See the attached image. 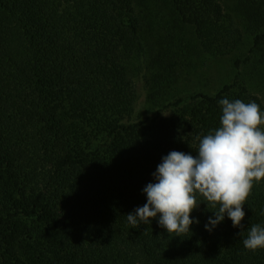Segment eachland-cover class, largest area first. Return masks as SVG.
Returning <instances> with one entry per match:
<instances>
[{"label":"trees","instance_id":"obj_1","mask_svg":"<svg viewBox=\"0 0 264 264\" xmlns=\"http://www.w3.org/2000/svg\"><path fill=\"white\" fill-rule=\"evenodd\" d=\"M234 54L215 93L179 92ZM262 86L264 0H0V264H264L242 242L264 226V181L243 229L206 230V203L183 237L126 217L162 157L197 155L219 100L264 112Z\"/></svg>","mask_w":264,"mask_h":264},{"label":"clouds","instance_id":"obj_2","mask_svg":"<svg viewBox=\"0 0 264 264\" xmlns=\"http://www.w3.org/2000/svg\"><path fill=\"white\" fill-rule=\"evenodd\" d=\"M218 103L220 126L197 136L196 156L171 151L162 157L153 173L156 182L143 188L147 202L126 215L134 228L159 217L169 235L183 237L199 224L192 213L201 203L214 213L205 224L209 232L226 215L233 227L244 228L245 202L254 182L264 181V112L255 101L224 98ZM242 242L248 250L264 249V226L252 224Z\"/></svg>","mask_w":264,"mask_h":264},{"label":"rangeland","instance_id":"obj_3","mask_svg":"<svg viewBox=\"0 0 264 264\" xmlns=\"http://www.w3.org/2000/svg\"><path fill=\"white\" fill-rule=\"evenodd\" d=\"M239 22L245 37L251 36L253 31L250 29V26L241 20ZM248 37L246 45L243 48L247 52H250L252 48H250ZM239 53L241 54V51H239L237 54ZM237 54L229 55L220 59H209L205 66L196 69L194 74L183 79L184 82L181 83L182 86H180L181 89H179V92L192 93L195 90H204L210 93H215L221 87V85H223L225 82H228L235 74L233 68V58ZM252 91L256 92V94L262 99L264 103V86H262L261 89L252 88Z\"/></svg>","mask_w":264,"mask_h":264}]
</instances>
